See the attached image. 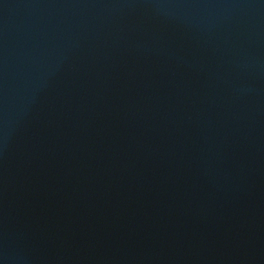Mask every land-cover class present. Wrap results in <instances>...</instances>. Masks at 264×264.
I'll use <instances>...</instances> for the list:
<instances>
[{
	"label": "water",
	"instance_id": "1",
	"mask_svg": "<svg viewBox=\"0 0 264 264\" xmlns=\"http://www.w3.org/2000/svg\"><path fill=\"white\" fill-rule=\"evenodd\" d=\"M0 264H264V0H0Z\"/></svg>",
	"mask_w": 264,
	"mask_h": 264
}]
</instances>
